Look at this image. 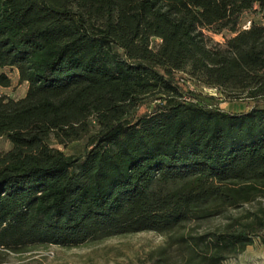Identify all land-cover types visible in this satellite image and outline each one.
<instances>
[{
	"label": "trees",
	"instance_id": "1",
	"mask_svg": "<svg viewBox=\"0 0 264 264\" xmlns=\"http://www.w3.org/2000/svg\"><path fill=\"white\" fill-rule=\"evenodd\" d=\"M3 67L27 89L0 95V254L141 232L164 237L151 264L264 247V0H0Z\"/></svg>",
	"mask_w": 264,
	"mask_h": 264
},
{
	"label": "rangeland",
	"instance_id": "2",
	"mask_svg": "<svg viewBox=\"0 0 264 264\" xmlns=\"http://www.w3.org/2000/svg\"><path fill=\"white\" fill-rule=\"evenodd\" d=\"M252 15L246 16L249 19ZM259 16H256L258 18ZM214 41L223 42L228 33L211 34ZM0 75L9 80V86L0 85V95L18 99L24 96L27 83L19 82L14 68H0ZM203 93L218 97V93L211 89H203ZM219 106L224 109L238 111L246 108L244 102L219 99ZM81 143L74 142L63 148L70 154L80 148ZM10 148L9 142L0 137V151ZM250 208L246 206L245 209ZM232 214H237L233 212ZM226 219L216 218L204 223L200 231L214 229L224 224ZM164 244V237L153 232H141L125 236L113 237L100 243L85 244L72 248L48 246L23 254H0V264H151L149 253ZM223 264H264V247L256 240L244 252L228 258Z\"/></svg>",
	"mask_w": 264,
	"mask_h": 264
}]
</instances>
